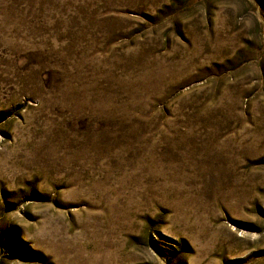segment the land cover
<instances>
[{
  "label": "rangeland",
  "instance_id": "1",
  "mask_svg": "<svg viewBox=\"0 0 264 264\" xmlns=\"http://www.w3.org/2000/svg\"><path fill=\"white\" fill-rule=\"evenodd\" d=\"M0 264H264V0H0Z\"/></svg>",
  "mask_w": 264,
  "mask_h": 264
}]
</instances>
